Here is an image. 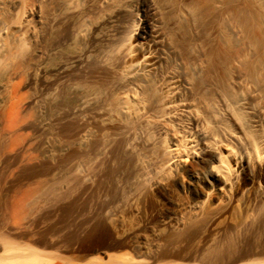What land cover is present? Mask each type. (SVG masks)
Returning a JSON list of instances; mask_svg holds the SVG:
<instances>
[{
  "label": "bare ground",
  "instance_id": "6f19581e",
  "mask_svg": "<svg viewBox=\"0 0 264 264\" xmlns=\"http://www.w3.org/2000/svg\"><path fill=\"white\" fill-rule=\"evenodd\" d=\"M55 1L0 0V73L3 75L4 72L6 76L0 81V264H76L67 254L75 251L76 245L83 248L87 243L86 254L97 252L91 256L93 258L88 257V264H189L191 261L193 264H264L262 199L258 200L257 206L253 205L255 210L248 218L237 220L234 230L216 222L219 215L231 209L236 194L230 154L223 151L219 152L216 171L230 187L233 185V190L228 188L223 200L206 209L205 201L211 200L213 192H206V196L184 193L183 199L194 203L187 211L179 212V226L165 223L168 230L164 228L167 231L164 241L158 239L162 247L150 251V256L145 255L147 258L144 253L145 259H140L143 252L139 256L125 253V258L120 259L114 253L103 252L106 259L98 254V245L105 242L110 243H105V248L115 249L128 244L120 237L119 240L117 234L114 236L116 231L113 232L111 224L114 216L118 217L123 210L130 213L133 202L151 201L153 186H166L163 181L167 175L171 176L174 185L180 184L184 180L180 165L192 156V149L185 143L170 146L165 142L162 134L166 125L161 119L145 114L153 107L146 91L140 90L143 108L140 99L132 94L133 89H106V82L95 78L89 89L79 90L72 100L67 97L66 89L61 88L62 114L57 115L58 111L55 118L46 122L41 121L42 117L41 120L30 117L32 99L21 91L25 76L31 79L34 71L43 76L50 63L48 73L53 78L48 77V83L53 89H60L61 83L65 82L63 79L66 80L72 71L82 84L90 82L97 76L95 73H104L121 81L123 78L126 85V75L118 70L125 61L126 44L117 46L111 55L113 58L110 60L107 56V61L105 58L97 60L96 55L90 58L91 55L81 47L80 53H66V47L70 46L67 41L57 39L53 44V41L40 40V43L41 35L34 31L42 20L45 22L46 8ZM76 1L74 10L83 4ZM63 18V15L52 18L51 26L58 28ZM36 22L40 24L37 26ZM77 29H72V33L77 35ZM64 39L68 36H62L60 40ZM34 48L37 49L35 53ZM30 54L36 58L34 62H30ZM146 156L147 163L144 164ZM95 199L100 201L98 209L89 212V218L83 217V212L87 207L92 208ZM232 230L233 234L230 233ZM199 233L204 241L199 243V248L195 247V251L186 254L177 248L181 241L194 242L192 238ZM155 243L156 247L158 244ZM150 244L153 243L148 246ZM149 247L150 250L152 247ZM42 248H57L58 252L48 255L49 252ZM129 255L139 259H131ZM172 258L190 262H172Z\"/></svg>",
  "mask_w": 264,
  "mask_h": 264
},
{
  "label": "rangeland",
  "instance_id": "374dc122",
  "mask_svg": "<svg viewBox=\"0 0 264 264\" xmlns=\"http://www.w3.org/2000/svg\"><path fill=\"white\" fill-rule=\"evenodd\" d=\"M65 1L56 0L50 8H46V23L43 20L42 24L36 22L37 26L40 25L34 33H40L39 41H53V44L57 39L60 42L67 41L70 48L66 47L69 49L66 53H80L84 48L83 51H87L90 58L96 55L97 60L111 57L117 46L126 44L125 61L118 67L126 75V85L123 78L121 81L104 73H95L97 76L90 82L82 84L72 71L70 77L63 79L65 82L61 83L60 89H53L48 83V79L53 78L48 73L50 63L46 65L44 77L35 71L33 73H37V77L33 73L31 79L25 76L21 91L32 99L30 117H37V120L43 118L41 121L46 122L49 118H55L58 111L57 115L62 114L63 97L59 95L60 92L66 89L67 97L75 99L74 96L82 89H89L95 78L106 82V89H133L132 94L138 100L140 90L146 91L153 107L145 114L161 119L166 125L165 133L162 134L165 142L170 146L185 143L192 149V156L180 165L182 179L184 177L180 184L174 185L171 176L167 175V180L165 178L163 181L166 186H153L154 198L151 201L144 204L133 202L130 213L123 210L125 213L122 211L118 217L114 216L115 221L113 223L112 220L111 224L113 232H116L113 234L128 244L115 249L105 248L110 244L105 242L104 246L98 245V254L105 257L103 252L114 253L118 254V259L125 258L129 253L139 256L143 252L140 259L145 255L150 256V251L162 247L158 239L164 241L167 233L164 228L168 230L165 223L179 226V212L187 211L194 203L183 199L184 193L206 196V192H213L211 200L205 201V208L210 209L223 200L228 188L235 189V200L229 207L231 209L219 215L216 221L218 225L220 222L223 224L221 227L231 226L234 230L237 220L248 218L255 208L253 205L257 206L258 200L264 201V0H78L83 4L80 9L76 8L77 11L74 10L76 0ZM59 14L66 19L63 18L64 23L58 28H53L52 18L58 19ZM74 28L81 29H77L79 36L74 34L76 32L72 33ZM61 35L68 36V39L60 40ZM76 47L79 48L77 51ZM36 48L33 53L37 52ZM31 56L30 62H34L36 58L32 54L28 57ZM73 70L77 73L76 69ZM1 74L0 81L6 77L4 72ZM139 102L144 108V101L140 99ZM220 151L230 154L235 176L233 189L216 171ZM143 163H147V156ZM98 204L100 201L95 199L92 208H86L90 211H84L82 216L89 218V212H95ZM109 206L113 204L109 203ZM197 235L192 238L194 242L181 241L177 248L183 249L186 254L195 251V247L199 248L204 241L200 233ZM148 243H153L150 244L153 249L149 250ZM154 243L158 245L155 247ZM85 247L76 245L74 250L80 249L82 252H69L68 258L78 264H88L89 258L97 252L86 254L89 248ZM42 249L49 252L48 255L58 252L57 248ZM147 251L149 254H146ZM171 260L187 261L179 258Z\"/></svg>",
  "mask_w": 264,
  "mask_h": 264
}]
</instances>
